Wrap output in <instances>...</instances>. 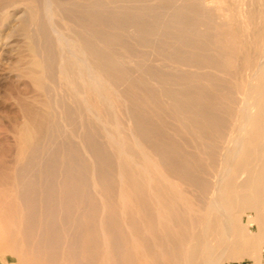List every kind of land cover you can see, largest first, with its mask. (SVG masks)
<instances>
[{"label":"bare ground","instance_id":"1","mask_svg":"<svg viewBox=\"0 0 264 264\" xmlns=\"http://www.w3.org/2000/svg\"><path fill=\"white\" fill-rule=\"evenodd\" d=\"M54 1L14 13L38 28ZM68 2L83 31L57 37L58 78L83 140L55 145L53 105L25 109L0 179V252L21 264H263L264 0ZM32 45L22 75L46 94L52 54L45 68Z\"/></svg>","mask_w":264,"mask_h":264},{"label":"rangeland","instance_id":"2","mask_svg":"<svg viewBox=\"0 0 264 264\" xmlns=\"http://www.w3.org/2000/svg\"><path fill=\"white\" fill-rule=\"evenodd\" d=\"M22 1H26V0H0V40H1L0 41V179L4 175H6L7 173H10L11 169H13L15 167L16 155H17L18 148H19L18 136H19V133H20L22 127L24 126V124L27 121V114L25 112V109L27 107H31V108L36 109V110H38V109L41 110L43 107V104L45 102H49L50 106L53 105V106H51L52 111L54 114H56L55 119L56 120L58 119L57 122H59V125H60L59 127H61V128L58 127L59 129L57 130V132H53L52 134L50 133L51 135L56 133L55 135H53V137L54 138L57 137L56 138L57 142H55L53 140V137H52V139H50L51 136L49 138L50 134L47 136V138H45L44 143H45V145H48L47 147H49V145L53 144V142L56 143V144L54 143L55 145L58 144V146H59V144H60V146H62L61 142L63 143V141H64V143H65V141H66L65 138L67 136L70 139H73V141H75V142H81V140H83L82 137L84 136V134L82 133L83 131L80 129V127L79 126L76 127V125H78V123L76 125L71 124V126H69L70 124L67 125V123H69V121H68V117H66L67 115H66V111L64 109H66L67 107H71V106H72L71 108H74V106H73L74 104H71V102H69L72 99H71V96L68 95L69 91H68V89H66L67 88L65 85L66 83H64V81H61L62 79L58 78L59 69H58L57 64L59 63L58 59H59V55H60V48L64 47L63 46L64 43H63V45L62 44L59 45L56 43L57 37L58 38L63 37L61 39V41L63 39H65L67 41H71V39L72 40L74 39L73 42L74 41L76 42L77 40L79 42L80 41L79 36L76 34H78V32H82L83 30L80 26H78L79 23L77 24V22H75L73 20V18L71 19L68 16V13H67L68 12V10H67L68 6L66 3L69 0H61V1L55 0L56 2L53 0L54 1V8L57 7L56 8L57 10L55 9L54 11L55 12L57 11V12L56 13L54 12L55 17H50L47 19H46V17L41 18L42 23L39 22L38 25L45 24L44 26L41 25L42 27L40 26L42 29L40 27L37 28L34 23L32 24L29 21V19H27V14L22 13V11L21 12L17 11V13H14L15 8L13 5L15 3H18V2L20 3ZM59 2H61V3L63 2V3L61 4ZM41 3L42 2L38 3V1H37V4L40 5L39 7H41ZM60 4L63 6H61ZM64 4H65V6H64ZM71 7L72 6L70 5L69 10L76 9V7H74V6L72 8ZM66 10H67V12H66ZM5 12H9L7 14L6 18L4 17ZM20 13H22V14L20 15ZM18 15L21 17H19ZM23 18H24V20H23ZM44 19L48 20V21H46L49 24L48 28H46V26H48V24L43 23V22H45ZM50 19L52 21L51 23L49 22ZM87 20L84 19L83 20L84 24H83V22H81V24L88 26V24L90 23L89 26L92 29H97V28L99 29L100 28L101 24L98 23L99 25H97L96 24L97 21H94V24H95L94 25L93 22H91L89 19H87ZM21 22H23V23H21ZM24 23H26V29L28 32L27 36H29L27 39L24 37V35H22V33L20 31L21 26L24 25ZM51 25H52V27H51ZM43 27H45L46 29ZM79 28H81L80 31H79ZM38 29H41L42 31L46 30L49 33L45 32V35H44V33L41 30H40L41 31L40 32ZM56 30H58V32ZM52 34H54V35H52ZM60 34H61V36H60ZM47 35H50L51 37L48 36L46 39L45 36H47ZM43 37L45 40H48L51 43H49L48 41H45L43 39ZM49 38H50V40H49ZM65 40H63V41L65 42ZM26 41L31 43V45L33 44L32 46L35 49L36 55H37V57L39 55V59H41V61L44 63L45 68H47L52 63V66L54 68L52 66H49L48 67L49 70L45 69V70H47V71H45V73H46V76L51 80V81H49V79H47L48 81H46V83L47 82L52 83L50 85L54 86V88H55V90L53 88L54 91L50 90V91H48V93L43 94L42 92H40L38 90L37 86L35 84H33V82L27 76L22 75L24 73V70H23L24 66H26V63L30 58V53L28 52V50L26 48ZM46 42H47V44H46ZM78 42H76V43H78ZM48 44H49V47H48ZM46 45L48 47V50L50 48L49 52H45V50L47 48ZM36 47H37V49H36ZM116 50H119V49H116ZM120 52H121V50H120ZM44 53H45V55H44ZM47 53L52 54L53 59H51L52 60V61H50L51 63H49V61H48L49 55ZM42 55H44V56H42ZM44 57H47V58H44ZM42 58H43V60L44 59H47V60H45V62H44L42 60ZM133 59H136V58H133ZM46 61L48 62L47 66L45 65ZM53 61L55 63H53ZM131 62L128 61V64L126 63L128 66L127 65L126 66L129 67L131 65ZM133 64L134 63L132 62V66H130L129 68H133V66H134ZM55 67H57V68H55ZM24 75H26V74L24 73ZM55 78H56V80H55ZM59 86H60V88H59ZM65 89L67 91H65ZM64 91H65V93H64ZM69 96H70V98H69ZM70 104H71V106H70ZM63 114H64V116H63ZM64 123H66L65 127H64ZM67 126H69V128ZM72 126H74V127L71 128ZM65 128H66L67 132H68V130H70V131L72 130L73 132L71 131V132H69L70 133L69 135H66L68 133H66ZM74 133H76V134H74ZM73 135H75V137H74L75 140L73 138ZM70 136H72V137H70ZM98 138L100 141V139L102 137L100 138L98 136ZM100 142H104L103 138H102V141H100ZM86 155H87V158L88 157L90 158L89 153ZM99 191L100 192H97V195H96V197L98 199L101 198L100 194H98V193H102L101 190H99ZM102 194H101V196H102ZM99 216H100V214H99ZM99 216L97 219V224H99L98 223ZM213 245H214V248H217L219 245V241H215ZM263 248H264V245L261 246V250ZM0 253H1L0 254V264H21V263H19V261L8 257L7 253H5V252L4 253L0 252ZM261 253H262V251H261ZM82 255H83V257H80V258L83 260H81L80 258L79 259L83 264H86L88 260L84 259V258H87V257L85 254H82ZM84 260H85V263H84ZM233 264H255V261H253L252 259H249V258H241V259L237 258L235 261H233ZM259 264H261V258H260Z\"/></svg>","mask_w":264,"mask_h":264},{"label":"built area","instance_id":"3","mask_svg":"<svg viewBox=\"0 0 264 264\" xmlns=\"http://www.w3.org/2000/svg\"><path fill=\"white\" fill-rule=\"evenodd\" d=\"M263 264H264V259H263Z\"/></svg>","mask_w":264,"mask_h":264}]
</instances>
